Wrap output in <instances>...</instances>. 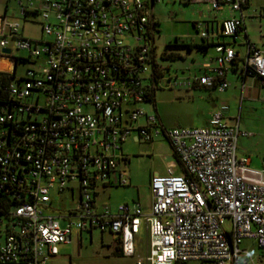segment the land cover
Returning <instances> with one entry per match:
<instances>
[{
    "label": "built area",
    "instance_id": "built-area-1",
    "mask_svg": "<svg viewBox=\"0 0 264 264\" xmlns=\"http://www.w3.org/2000/svg\"><path fill=\"white\" fill-rule=\"evenodd\" d=\"M162 1L19 0V16H37L49 38L39 41L25 38L17 20L0 17V59L12 62L0 70V264H48L74 232L95 231L116 236L121 256L133 258L142 229L146 264H264V169L237 155L248 133L228 123L225 107L206 127L170 129L139 107L153 105L161 80L153 8ZM168 1L204 3L224 15L216 29V18L195 24L214 56L188 87L224 92L233 70L264 93V51L246 35L241 57L232 46L246 19L264 17V0L257 8V0ZM13 50L28 56L13 57ZM24 62L30 67L18 75ZM132 135L145 143L164 138L182 172L168 168L150 178L147 212L139 201L98 209L100 190L127 185L121 145ZM52 194L71 205L55 214ZM243 240L255 243L257 261Z\"/></svg>",
    "mask_w": 264,
    "mask_h": 264
},
{
    "label": "rangeland",
    "instance_id": "rangeland-1",
    "mask_svg": "<svg viewBox=\"0 0 264 264\" xmlns=\"http://www.w3.org/2000/svg\"><path fill=\"white\" fill-rule=\"evenodd\" d=\"M19 0H0V17L5 14L9 21L17 20L23 28V36L30 40L49 39L42 35L39 18L33 17L31 22H25L18 12ZM25 2L26 0H21ZM34 3L37 0H32ZM262 1H255L252 8H257ZM156 22L155 57L160 72V81L156 83L154 105L140 104L148 115L156 113L168 127H202L206 126L209 117L227 105L229 118H239L240 122L256 126L264 122V93L260 98L240 101L239 85L229 77L230 85L225 92L215 93L206 89H185L182 84L187 80L200 76V65L214 55V49L209 48L202 56L196 46L200 44L199 35L192 27V23L203 25L206 22L219 21L222 14L215 13L204 3L181 4L163 0L153 8ZM246 31L241 32L236 39L235 48L242 53L245 49L246 35L248 42L264 51V17L245 20ZM200 29V28H199ZM230 41V40H228ZM193 43L190 50L186 44ZM13 57H27L26 51H12ZM6 65L3 70H10V60L2 62ZM30 67L28 62L20 64L18 75ZM170 79V83L168 82ZM174 82L172 85L171 83ZM187 90L189 94H187ZM244 90V96H245ZM214 105L216 108H214ZM140 123L144 119H140ZM126 158L127 185L120 188H110L100 194L97 201L107 205H118L139 201L144 211L150 207V178L154 174L163 175L168 167L175 173H180V167L170 153L164 138H157L153 144L135 142L128 138L121 145ZM53 195V194H52ZM70 202L52 196V208L55 214L70 206ZM223 230L231 228L230 220L224 221ZM148 235L144 229L135 237V255L133 258L122 257L116 249V236L109 233L93 232L91 235L82 232L80 236L74 232L70 243L59 246V255L48 264H146ZM244 245V243L242 244Z\"/></svg>",
    "mask_w": 264,
    "mask_h": 264
},
{
    "label": "crops",
    "instance_id": "crops-1",
    "mask_svg": "<svg viewBox=\"0 0 264 264\" xmlns=\"http://www.w3.org/2000/svg\"><path fill=\"white\" fill-rule=\"evenodd\" d=\"M257 1H262L263 2V0H257ZM222 18H224V15H222L221 19ZM212 25H213V28L216 29V27L218 26V21L213 22V24L210 25V30H211V26ZM239 36H240V33L237 35L236 39ZM244 38H245V36H244ZM236 39H235V42L234 43H232V42H230V43H232L233 48L235 49V51L237 52V54L241 57L244 54L245 49L241 53V52H239L234 47L235 46V43H236ZM209 48H212V47H209ZM209 48L207 50H205L204 52H201V51H198V52L202 56H205L207 54ZM213 56L214 55H212L211 57H213ZM199 70L201 71L200 73H202V64L200 65V69ZM229 77H231L232 79H234V81H236V84L239 85V88H240L239 89V94H240V97L239 98H240V101H242L244 99L252 100V99H254V97H257V100H259L260 95H261L260 93H262L263 91H262V89L260 87V84H259V82L257 80H255V79H249V78L248 79L241 80L238 77V75L236 74L235 71L228 70V72L225 74V79L229 83V85H230ZM242 83L244 84V87H245L244 90L246 91L245 92V96H244V90L242 91V88H241V84ZM182 87H184L185 89H206V88H203V87H195V86L194 87H188L186 84H182ZM206 90H208L210 92H215V93L217 92L214 89H211V90L210 89H206ZM188 91L189 90L186 91L187 94H189ZM217 93H222V92H217ZM221 107H225L226 108L224 110V112H223V115L227 119V121H228L229 124L233 125V124H236L237 123L238 124V127H239V129L241 131L248 133V135L246 137L239 138V140L237 142V155L238 156H245V157H247L248 160H249L248 161V164H249V167L250 168H252L254 170H258V171H263V169H264V122H258V124L256 126H252V125L246 124L244 122L241 123L240 122V119L238 117L237 118H234V119L233 118L231 119V118H229L227 116V115H229L228 114L229 107L227 105H223ZM214 108H216L215 105H214ZM155 113H156V108H155ZM156 115H157V113H156ZM157 117L159 118L158 115H157ZM210 118L211 117H209V119H208V121L206 123V126H208V122H209ZM159 121H160V123L162 124V126L164 128H166V129L172 128V127L166 126L161 121L160 118H159ZM206 126H202V127H206ZM173 128H181V127H173ZM182 128H191V127H182ZM131 139H133V141H135V142H140V140L137 141L135 139V136L134 135L131 136ZM149 144H153V142L152 143H149ZM170 153H172L171 150H170ZM168 168H171V167H168ZM172 171H173V169H172ZM181 172H182V170L180 168V173H175V172L174 173L175 174H181ZM154 175H156V174H154ZM110 188L111 187H105L102 190H100L98 192V195H97L96 199H95V202H96V206H97L98 209H100L103 206H108V208L110 209V211L111 212H114L117 205H107V204L99 203L97 201V199L100 196V194L104 193L105 191H107V189H110ZM118 188H120V187H118ZM120 204H125V203H120ZM127 204H129V203H127ZM78 236H80V234H78ZM71 237H72V235H71ZM70 241H71V238H70ZM243 243H244V245H242ZM63 245H66V244H63ZM241 248L247 250L255 258L256 261L258 260L259 251H258V249H257V247H256V245H255V243L253 241H251V240H243L242 243H241Z\"/></svg>",
    "mask_w": 264,
    "mask_h": 264
},
{
    "label": "trees",
    "instance_id": "trees-1",
    "mask_svg": "<svg viewBox=\"0 0 264 264\" xmlns=\"http://www.w3.org/2000/svg\"><path fill=\"white\" fill-rule=\"evenodd\" d=\"M156 25H157V24H156ZM192 27H193V29L196 31V28H195V24H194V23H192ZM196 32H197V31H196ZM185 46H186V48H187L188 50H190L191 47L194 46V44H193V43H190V44H186ZM209 47H211L210 44H203V42H201V41H200V44L196 46L197 50H198V51H201V52H204V51L207 50ZM21 61H23V60L21 59ZM155 90H156V88H155ZM155 90H153V92H152L151 95H150L151 97H150V99L148 100V101L151 100L150 102H152L153 105H154V93H155ZM3 202H4V196H2V194L0 193V206L3 205ZM116 249L119 251V248H118V247H117ZM119 253H120V251H119ZM120 256H121V254H120Z\"/></svg>",
    "mask_w": 264,
    "mask_h": 264
},
{
    "label": "bare ground",
    "instance_id": "bare-ground-1",
    "mask_svg": "<svg viewBox=\"0 0 264 264\" xmlns=\"http://www.w3.org/2000/svg\"><path fill=\"white\" fill-rule=\"evenodd\" d=\"M5 60H3V59H0V70H2V71H6V70H3V68H5L6 67V65L4 64V65H2V62H4ZM8 71V70H7ZM6 71V72H7Z\"/></svg>",
    "mask_w": 264,
    "mask_h": 264
},
{
    "label": "water",
    "instance_id": "water-1",
    "mask_svg": "<svg viewBox=\"0 0 264 264\" xmlns=\"http://www.w3.org/2000/svg\"><path fill=\"white\" fill-rule=\"evenodd\" d=\"M1 53H3V54H9L10 53V50L9 49H2L1 50Z\"/></svg>",
    "mask_w": 264,
    "mask_h": 264
}]
</instances>
